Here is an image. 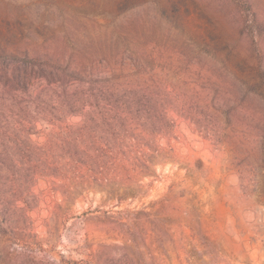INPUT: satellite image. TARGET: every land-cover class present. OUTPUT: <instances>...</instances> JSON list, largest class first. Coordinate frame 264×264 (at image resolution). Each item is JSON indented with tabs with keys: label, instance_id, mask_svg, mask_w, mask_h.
I'll list each match as a JSON object with an SVG mask.
<instances>
[{
	"label": "trees",
	"instance_id": "16d2710c",
	"mask_svg": "<svg viewBox=\"0 0 264 264\" xmlns=\"http://www.w3.org/2000/svg\"><path fill=\"white\" fill-rule=\"evenodd\" d=\"M150 3L164 13L161 20L126 16ZM89 4L114 10L102 15L104 24L96 15L72 17L68 22L78 29L55 32L46 40L50 48L26 49L1 82L9 114L0 128V213L16 224L27 222L39 183L65 204L97 191L124 200L164 157L157 142L177 128L174 115L218 141L229 137L219 112L232 101V59L247 64L239 50L242 18L221 5L219 14L205 18L215 34L199 37L164 0ZM256 71L263 91L264 72Z\"/></svg>",
	"mask_w": 264,
	"mask_h": 264
},
{
	"label": "rangeland",
	"instance_id": "374dc122",
	"mask_svg": "<svg viewBox=\"0 0 264 264\" xmlns=\"http://www.w3.org/2000/svg\"><path fill=\"white\" fill-rule=\"evenodd\" d=\"M164 1L179 8L199 37L215 34L205 18L219 14L221 5L243 19L239 50L247 64L232 59V101L219 112L229 137L218 141L174 115L177 128L157 142L164 157L120 202L97 191L65 204L60 193L37 184L27 222L0 213V264H264V90L256 71L264 72V0ZM89 2L0 0V128L9 114L1 83L9 66L26 49L50 48L46 40L55 32L78 29L68 22L72 17L96 15L104 24L102 15L114 9ZM136 14L161 20L164 13L150 3L126 16Z\"/></svg>",
	"mask_w": 264,
	"mask_h": 264
}]
</instances>
